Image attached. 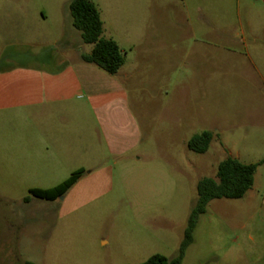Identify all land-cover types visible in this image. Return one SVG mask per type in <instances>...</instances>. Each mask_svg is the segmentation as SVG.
Masks as SVG:
<instances>
[{
    "label": "rangeland",
    "instance_id": "rangeland-1",
    "mask_svg": "<svg viewBox=\"0 0 264 264\" xmlns=\"http://www.w3.org/2000/svg\"><path fill=\"white\" fill-rule=\"evenodd\" d=\"M9 1L16 4L0 8V18L17 19L13 38L31 44L33 51L91 49L71 25L72 0H0ZM91 1L105 36L148 38L149 88L134 104L139 141L123 155L102 149L98 164L79 168L45 161L41 152H29L26 133L0 125V264H139L155 254L173 258L197 200V183L215 178L227 156L258 164L254 183L241 199L207 205L181 264H264V85L247 61L232 66L215 59L206 103L197 92L179 105L167 103L161 112L152 37L238 34L264 76V0ZM204 131L212 134L207 152L189 151L188 140ZM78 169L84 173L62 197L24 202L30 189L52 188Z\"/></svg>",
    "mask_w": 264,
    "mask_h": 264
},
{
    "label": "crops",
    "instance_id": "crops-1",
    "mask_svg": "<svg viewBox=\"0 0 264 264\" xmlns=\"http://www.w3.org/2000/svg\"><path fill=\"white\" fill-rule=\"evenodd\" d=\"M14 4L0 2V8L10 9ZM194 6L196 12L203 11L200 3ZM186 17L189 19L188 10ZM125 20L142 23L144 19ZM18 26L17 19L0 18V125L26 133L29 152H41L45 161L71 162L79 168L98 164L102 149L113 155L132 151L139 141L134 104L149 88L148 38L137 33L119 40L105 36L103 30V36L114 40L124 53L122 67L109 75L82 62L80 55L91 49L78 54L71 49L63 53L33 51L31 44L13 38ZM76 34L81 41L80 32ZM152 37L161 112L167 103L179 105L182 98L189 101L197 92L206 103L215 59L232 66L247 61L264 85L263 74L248 54L246 39L238 34L189 31Z\"/></svg>",
    "mask_w": 264,
    "mask_h": 264
},
{
    "label": "trees",
    "instance_id": "trees-1",
    "mask_svg": "<svg viewBox=\"0 0 264 264\" xmlns=\"http://www.w3.org/2000/svg\"><path fill=\"white\" fill-rule=\"evenodd\" d=\"M70 17L74 29L80 32L83 44L91 45L88 54H81L82 62L96 66L109 75H114L124 64V53L118 44L103 36V22L100 12L91 0H72L69 4ZM212 134L208 131L193 135L187 142L189 151L196 154L207 152ZM258 164H244L238 159L227 156L218 167L215 178H204L197 183V200L188 218L184 239L178 253L173 258L155 254L146 261L139 264H181L185 251L193 242V231L197 225L200 215L206 212L207 205L218 199L238 200L245 196L254 183V173ZM83 169L74 171L65 181L48 188H32L29 197L24 199L25 203L30 197L53 201L63 195L82 176Z\"/></svg>",
    "mask_w": 264,
    "mask_h": 264
},
{
    "label": "flooded vegetation",
    "instance_id": "flooded-vegetation-1",
    "mask_svg": "<svg viewBox=\"0 0 264 264\" xmlns=\"http://www.w3.org/2000/svg\"><path fill=\"white\" fill-rule=\"evenodd\" d=\"M26 264H28V263H26Z\"/></svg>",
    "mask_w": 264,
    "mask_h": 264
}]
</instances>
